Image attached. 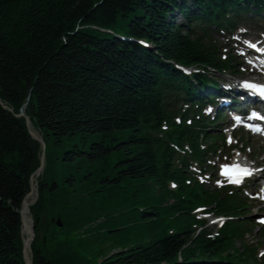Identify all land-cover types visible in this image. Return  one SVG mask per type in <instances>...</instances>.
Listing matches in <instances>:
<instances>
[{"label": "trees", "instance_id": "trees-1", "mask_svg": "<svg viewBox=\"0 0 264 264\" xmlns=\"http://www.w3.org/2000/svg\"><path fill=\"white\" fill-rule=\"evenodd\" d=\"M250 3L264 7V0H0V264H26L21 210L43 154L40 195L29 208L33 264H256L235 245L242 221L230 222L221 239L196 236L198 205L247 211L236 197L185 183L171 144L188 143L202 156L196 127L150 133L178 112L173 91L182 76L165 61L211 63L168 17L175 9L197 15L190 6L201 18L220 17ZM25 105L45 149L19 116ZM170 180L180 183L177 193Z\"/></svg>", "mask_w": 264, "mask_h": 264}, {"label": "water", "instance_id": "water-1", "mask_svg": "<svg viewBox=\"0 0 264 264\" xmlns=\"http://www.w3.org/2000/svg\"><path fill=\"white\" fill-rule=\"evenodd\" d=\"M1 102V101H0ZM25 106H23V108L20 110V116L25 117L26 122H27V126L28 129L31 133V135L38 140L40 143H42L43 147L45 148V143L43 138H40L39 136H37L33 130V124L31 119L29 118V116L25 113ZM44 164H45V156H42V166L40 167V169L35 173V176H39L41 174V172L44 169ZM34 185V184H33ZM33 185H32V191L27 195V197L25 198L24 202H23V207L21 210L22 213V221H23V226L25 229L29 230V236L27 238L24 239V259L26 264H33V250H32V243L35 240V228L33 223L30 225L26 222V211H29V207L33 204L36 203L37 199L39 198V192H38V187H37V183H35L36 186V193L34 195V199L32 201H30V197L33 195ZM57 225L59 227H63V223L61 221L60 218L57 219Z\"/></svg>", "mask_w": 264, "mask_h": 264}, {"label": "rangeland", "instance_id": "rangeland-1", "mask_svg": "<svg viewBox=\"0 0 264 264\" xmlns=\"http://www.w3.org/2000/svg\"><path fill=\"white\" fill-rule=\"evenodd\" d=\"M177 23L179 24L181 22L180 18L177 17ZM250 144H251V149L252 151L254 152V154L257 156L256 160L257 161H264V148L263 150L261 151V148H262V144L259 142V143H256V140L255 139H252V138H249V141H248ZM261 151V152H260ZM32 199V198H31ZM253 214V213H252ZM252 222L253 220V217L249 218ZM254 222V221H253ZM257 229L255 228L254 229V234H253V237H258V234H257ZM251 244V239L250 240H247L245 242L243 241H240L238 243L239 247H242V246H246V245H249Z\"/></svg>", "mask_w": 264, "mask_h": 264}, {"label": "snow or ice", "instance_id": "snow-or-ice-1", "mask_svg": "<svg viewBox=\"0 0 264 264\" xmlns=\"http://www.w3.org/2000/svg\"><path fill=\"white\" fill-rule=\"evenodd\" d=\"M251 47H255V45H250ZM242 87L246 88V89H252L257 91L262 97H264V85H260V84H255V83H251V82H243ZM210 110V109H209ZM251 117L252 118H260V119H264V117H259V114L256 112H252L251 113ZM236 120L239 121L240 117L237 116ZM250 127H252L251 125H249ZM259 130V129H256ZM237 169H239V165L235 166ZM227 171V170H226ZM240 171L244 172L245 174H247V169H240ZM236 182H239V180H237ZM261 222H264V219L261 220Z\"/></svg>", "mask_w": 264, "mask_h": 264}, {"label": "bare ground", "instance_id": "bare-ground-1", "mask_svg": "<svg viewBox=\"0 0 264 264\" xmlns=\"http://www.w3.org/2000/svg\"><path fill=\"white\" fill-rule=\"evenodd\" d=\"M36 134H37V133H36ZM33 190L35 191V185H34ZM25 219H26V222H27L28 224H31V223H30V219H29V217H28V215H27V211H26V218H25ZM23 232H24V236H25V237H28V236H29V233H30L29 230L24 229Z\"/></svg>", "mask_w": 264, "mask_h": 264}]
</instances>
